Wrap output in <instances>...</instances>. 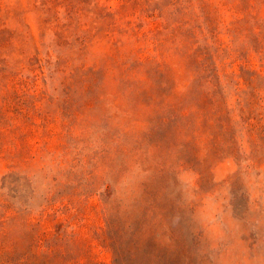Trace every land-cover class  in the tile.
Instances as JSON below:
<instances>
[{
    "label": "rangeland",
    "instance_id": "rangeland-1",
    "mask_svg": "<svg viewBox=\"0 0 264 264\" xmlns=\"http://www.w3.org/2000/svg\"><path fill=\"white\" fill-rule=\"evenodd\" d=\"M0 264H264V0H0Z\"/></svg>",
    "mask_w": 264,
    "mask_h": 264
}]
</instances>
